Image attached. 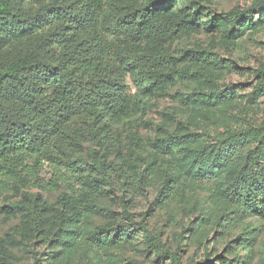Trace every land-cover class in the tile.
Wrapping results in <instances>:
<instances>
[{"label":"trees","instance_id":"trees-1","mask_svg":"<svg viewBox=\"0 0 264 264\" xmlns=\"http://www.w3.org/2000/svg\"><path fill=\"white\" fill-rule=\"evenodd\" d=\"M175 2L0 0V196L15 188L32 203L0 206V212L6 208L25 211L32 230L43 234L49 222L44 216L46 201L29 191L52 193L70 179L72 172L77 176V168L72 167L63 149L68 146L63 136L72 117L89 115L94 121L90 140L107 146L101 132H107L109 120L130 115L139 95L165 89L178 76L204 74L186 65L172 68L178 59L168 44L190 29L187 15L174 11ZM221 14L233 27L254 23L256 15L264 14V0H251L247 6ZM191 57L221 68L208 57L194 53ZM256 77L253 93L264 95V65L256 70ZM230 98L227 94L219 96L222 100ZM154 146L166 155L180 152L189 161L182 173L186 178L179 180L194 185L223 176L224 185H218V190L230 206L241 208L236 211L239 219L250 211L264 212V122L241 119L223 131L170 134L158 138ZM89 154L93 161L87 164V177L92 183L83 175L79 177H83L82 195L92 207L96 193L105 184H112L108 175L112 162L96 149H90ZM47 160L56 168L49 178L45 174ZM174 180L175 175L168 174L164 183ZM89 184L92 188L87 189ZM59 202L62 207L56 209L53 220L56 238L51 241L62 239L69 220L71 198L62 194ZM123 213L129 221L123 230L140 231L150 249L170 258L172 264H183L180 249L171 250L153 232L146 213L137 220L125 205ZM96 233L109 237L104 229ZM128 236L115 230L110 238L119 242ZM178 236L182 238L180 233ZM0 264L13 263L0 256Z\"/></svg>","mask_w":264,"mask_h":264},{"label":"rangeland","instance_id":"rangeland-1","mask_svg":"<svg viewBox=\"0 0 264 264\" xmlns=\"http://www.w3.org/2000/svg\"><path fill=\"white\" fill-rule=\"evenodd\" d=\"M195 2L176 0L174 11L187 15L190 29L168 46L178 59L172 68L186 65L204 74L178 76L165 89L139 95L130 115L109 120L107 132H101L107 146L90 140L94 121L89 115L72 117L63 136L68 146L63 149L77 176L72 172L52 193L29 191L46 201L44 216L49 222L43 234L32 230L25 211L0 212V256L13 264H172L170 258L150 249L140 231L123 230L129 222L125 205L137 220L147 214L153 232L171 250L180 249L183 264H264V212L250 211L239 219L236 211L241 208L230 206L218 190V185H224L223 176L194 185L179 180L186 178L182 173L189 161L180 152L166 155L154 146L158 138L170 134L223 131L241 119L264 122V95L253 93L256 70L264 65V14L256 15L254 23L233 27L221 12L247 6L251 0ZM193 53L218 62L221 68L191 57ZM128 81L137 90L131 78ZM222 94L231 98L219 99ZM90 149L112 162L108 172L112 184L96 193L92 207L82 195L83 177H79L92 183L87 177L93 161ZM55 171V163L47 160L46 177ZM168 174L175 175L168 184L172 187L164 183ZM62 194L72 200L69 220L62 239L51 241L56 238L53 220L62 207ZM12 203L32 205L15 188L0 196V206ZM99 229L108 231L109 237L98 235ZM115 230L129 234L128 238L114 242L110 237Z\"/></svg>","mask_w":264,"mask_h":264}]
</instances>
